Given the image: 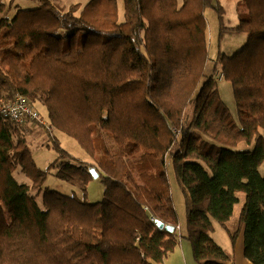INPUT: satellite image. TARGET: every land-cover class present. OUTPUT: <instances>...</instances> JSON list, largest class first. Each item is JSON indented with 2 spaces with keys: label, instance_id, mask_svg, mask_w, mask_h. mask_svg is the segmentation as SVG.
I'll return each mask as SVG.
<instances>
[{
  "label": "trees",
  "instance_id": "trees-1",
  "mask_svg": "<svg viewBox=\"0 0 264 264\" xmlns=\"http://www.w3.org/2000/svg\"><path fill=\"white\" fill-rule=\"evenodd\" d=\"M33 1L9 17L0 0V106L18 95L32 108L38 102L52 129L90 158H72L49 132L56 155L40 168L22 124L0 116V264H161L182 238L197 264H226L213 221L232 243L243 229L242 253L264 264V0H243L232 26L219 0H123L122 16L115 0L66 10ZM206 10L218 22L213 56ZM228 32L246 37L232 54L221 50ZM217 74L230 84L235 114L221 101ZM240 142L251 149L234 150ZM91 167L104 188L99 200L43 185L50 170L86 185Z\"/></svg>",
  "mask_w": 264,
  "mask_h": 264
},
{
  "label": "rangeland",
  "instance_id": "rangeland-1",
  "mask_svg": "<svg viewBox=\"0 0 264 264\" xmlns=\"http://www.w3.org/2000/svg\"><path fill=\"white\" fill-rule=\"evenodd\" d=\"M6 5V11L3 14L4 16L12 17L13 14L16 12L17 8H32L37 6V2L33 0H2ZM51 1L55 7L58 8H64L66 10L68 8V5L72 3H80L81 5H84L88 0H49ZM119 10V13L122 16L123 13V0H115ZM180 1V0H177ZM222 6L225 9V21L226 25L232 26L233 24H236L237 22V16L241 12H245V7L243 4V0H219ZM205 17L207 20V38L209 40V54L213 56L216 53L217 50V33H218V22L216 18V14L213 13L212 10H206ZM244 34L239 33H231L228 32L223 37V41L221 43V50L232 54L233 52H236L238 49L243 47L245 43ZM232 52V53H231ZM39 58V57H38ZM38 58L34 59L31 63V67L34 68L36 62L38 61ZM217 79V89H219V93L221 96V101H223L226 106L228 107L231 114H235V105L234 101H232V91L230 84L222 79L220 74L216 75ZM9 104V103H7ZM27 107L31 112L36 113V118L32 117L28 113H24L19 118H13L12 121L18 123V125L22 124L20 126V129L22 130L24 137L26 139L27 144H29L30 151L33 157V160L39 166L40 168H44L53 161L56 153L53 151V149L47 144L50 143V140L48 142L49 132L50 136L56 137L58 143L60 146H62L72 158L74 159H80V160H87L86 158H90V156L77 144V142L71 138L70 136L66 135L65 133H62L58 130L55 131V129H52V127L48 124L44 107L41 106L38 102L35 103L34 108H32L27 102ZM6 105V104H5ZM14 106V105H13ZM18 114V113H17ZM1 116V115H0ZM3 117V116H2ZM32 120V121H30ZM48 126V129H47ZM115 144H113V141L111 140L110 143H107V148L109 150L114 149L115 150ZM252 146L247 145L244 142H240L237 144L235 148H233L236 151L241 150H247L251 149ZM171 163V158L168 155L166 157L165 162V172L168 176V180L171 185V196L174 202V206L177 210L179 222L180 224L184 223L185 226V210H184V202H183V194L181 192L180 186L175 179L173 167ZM57 169V167H55ZM260 176L264 175V163H262L259 168ZM54 170L48 171V175L46 177L45 183L43 184L44 187L46 186L49 189L64 193V194H72L80 199H83L88 202H93L101 198V194L103 192V185L97 178H90L86 185L82 183L80 180H72L71 182L66 181L64 179L58 178L54 175ZM14 176L16 180L19 182H28V180L20 175H18L16 172L14 173ZM83 188L85 190L83 191ZM85 192V195L83 196V193ZM237 196L239 197L238 203L234 205L233 214L231 216L230 221L227 224V228L234 229V227L237 226V212L239 210L241 201L243 200V193L239 192L237 193ZM39 197V196H38ZM37 197V198H38ZM39 199V198H38ZM39 202H41L39 200ZM215 224H217L215 221H213ZM219 225V224H218ZM236 225V226H235ZM179 229V225L177 226ZM185 229V227H184ZM183 229V230H184ZM226 230V229H225ZM185 231V230H184ZM211 235V234H210ZM186 241H188L186 238H182ZM175 248V247H174Z\"/></svg>",
  "mask_w": 264,
  "mask_h": 264
},
{
  "label": "crops",
  "instance_id": "crops-1",
  "mask_svg": "<svg viewBox=\"0 0 264 264\" xmlns=\"http://www.w3.org/2000/svg\"><path fill=\"white\" fill-rule=\"evenodd\" d=\"M184 227V223L180 224L179 222L178 230L180 234H184ZM212 229V240L215 241L221 248H223L225 253H227L231 257L230 261L225 262L226 264H251V262L244 256V253H242L243 229L236 237L234 243L231 242V238L229 237V234L224 227L218 224H214ZM191 254L192 251L190 243L184 239H180L177 242L175 248L166 255L161 264H197Z\"/></svg>",
  "mask_w": 264,
  "mask_h": 264
},
{
  "label": "built area",
  "instance_id": "built-area-1",
  "mask_svg": "<svg viewBox=\"0 0 264 264\" xmlns=\"http://www.w3.org/2000/svg\"><path fill=\"white\" fill-rule=\"evenodd\" d=\"M26 99L21 95L15 97L14 101L10 104L0 106V115L3 117H8L10 119L19 118L24 113L30 114L32 117L36 118V113L31 112L26 104ZM14 105V106H13ZM18 113V114H17ZM13 117V118H12ZM14 120V119H13Z\"/></svg>",
  "mask_w": 264,
  "mask_h": 264
},
{
  "label": "water",
  "instance_id": "water-1",
  "mask_svg": "<svg viewBox=\"0 0 264 264\" xmlns=\"http://www.w3.org/2000/svg\"><path fill=\"white\" fill-rule=\"evenodd\" d=\"M89 170V173L91 174L92 178H97V172L96 170L94 169V167H91ZM155 223L157 225L158 228H164L165 230L167 231H172L173 230V227L170 226V225H164L161 221L159 220H155Z\"/></svg>",
  "mask_w": 264,
  "mask_h": 264
}]
</instances>
